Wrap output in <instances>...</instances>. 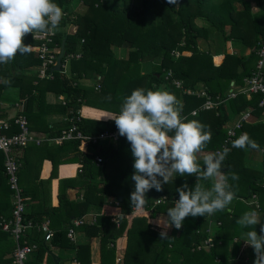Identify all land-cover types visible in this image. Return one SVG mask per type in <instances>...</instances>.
I'll list each match as a JSON object with an SVG mask.
<instances>
[{
    "label": "trees",
    "instance_id": "16d2710c",
    "mask_svg": "<svg viewBox=\"0 0 264 264\" xmlns=\"http://www.w3.org/2000/svg\"><path fill=\"white\" fill-rule=\"evenodd\" d=\"M53 2L61 7L63 18L53 33L51 46L60 51L64 42L61 64H69V75L63 70L51 71L50 80L38 79L29 69L39 67L40 60L36 52L30 51L17 54L7 64H0V77H7L0 84V90L9 83L27 85V89L22 87L21 95L27 98L24 114L30 131L42 130L51 138L58 137L73 124L77 125L84 139L63 141L58 146L63 151L74 152V156L56 160L41 155L35 177L44 159L52 162L51 176H56L60 164L79 163V177L84 185L80 202L69 201L61 193L58 208L47 209L39 198L36 209L24 212V222L30 223V227L23 232L20 243L35 247L25 264H44L46 259L51 261L41 230L46 220L52 234L48 242L73 252L72 259L78 264H90L89 244L74 245L67 239L68 230L74 227L70 220L84 216L92 206L100 209L106 197L116 201V206L105 215L98 216L92 225L85 224L79 228L88 239H100V264H115V240L120 237L125 239V248L119 264H254V251L245 244L246 237L242 236L253 229H241L236 221L244 212L255 210L264 223V108L258 106L261 96L247 98L238 95L216 108L199 110L192 115L205 99L189 95L187 91L204 90L212 98L224 99L231 82L236 87L244 85L243 80L255 69L257 51L264 42V0H178L175 5L168 0ZM253 4L256 12L251 9ZM34 34H28L24 43L37 46L39 42L34 39ZM229 42L231 54L228 53ZM237 44L245 51H251L248 55L241 53L235 47ZM117 48L126 50L125 58L117 56ZM220 52L224 55L223 62L215 66L213 56ZM33 81L37 84L33 85ZM174 82H180V87H176ZM139 88L166 90L175 95L182 105L181 116L199 121L211 133L210 143L198 154L201 166L204 155L222 150L227 128L240 113L248 111L251 114L249 121L243 123L228 143L230 151L222 164L223 172L235 173L239 177L238 180L229 177L228 182L235 193L229 209L209 216V220L206 216H189L181 229H168V239H160L162 229L150 223L149 219L166 214L179 199L176 189L185 184L188 188L194 187L196 177L178 175L163 185V191L150 190L142 207L148 215L133 217L128 226L127 216L135 209L130 206V194L134 191L131 179L134 158L130 143L126 137H121L115 143L86 146V138L117 127L113 120H88L78 114L82 106L118 113L123 98ZM46 91L64 96V102L56 106V110L67 113L70 121L53 128L36 127L44 116L40 104ZM5 99L8 98L0 94V100ZM9 122L12 129L8 135L17 132L13 119ZM244 133L259 145L258 149L232 147V141ZM44 145L46 143L40 147L31 144L23 149V157L17 158L20 164L19 186L25 200L29 197L27 185L23 183L31 167L28 156ZM96 155L103 159L100 166L95 165ZM3 162L4 156L0 151V216L10 217L12 192ZM60 183L64 186L66 182ZM199 183L210 186L207 181ZM62 214H67L68 219L59 223L57 217H62ZM113 219L118 220V226ZM255 231L260 234V224L255 226ZM15 248V241L0 228V264H12Z\"/></svg>",
    "mask_w": 264,
    "mask_h": 264
},
{
    "label": "clouds",
    "instance_id": "9594fccd",
    "mask_svg": "<svg viewBox=\"0 0 264 264\" xmlns=\"http://www.w3.org/2000/svg\"><path fill=\"white\" fill-rule=\"evenodd\" d=\"M177 4L178 0H168ZM63 18V11L53 0H0V64H7L17 54L31 51L24 43L28 34H53ZM182 105L177 97L166 90L135 89L123 98L118 113L104 118L115 122L118 134L130 143L134 158V191L130 194V206L142 208L147 193L155 189L163 191L176 176H195L194 187L187 184L176 191L179 199L168 208L163 220L157 219L160 239H168V229H181L184 220L191 217L211 216L229 209L235 199L229 177L238 180L235 173L222 171L223 161L230 149L225 147L203 156V166L198 154L211 141V133L196 120L181 116ZM237 149H258L259 145L248 134H241L232 141ZM210 182L205 186L199 181ZM241 229H253L245 233V244L255 254L254 264H264V223L255 210L244 212L236 221ZM260 224V234L255 226Z\"/></svg>",
    "mask_w": 264,
    "mask_h": 264
},
{
    "label": "crops",
    "instance_id": "0c3cea01",
    "mask_svg": "<svg viewBox=\"0 0 264 264\" xmlns=\"http://www.w3.org/2000/svg\"><path fill=\"white\" fill-rule=\"evenodd\" d=\"M251 9L253 12L257 11V8L255 6H251ZM34 47L35 46H31V52L32 51L35 52ZM227 47H228V53L231 54L233 51H232L230 42L227 44ZM235 47L241 53L245 52L246 55H248L249 52L251 51V50L245 51L244 48L239 44L235 45ZM118 50L121 52L122 49L118 48ZM117 56L119 58H125L126 50H122L121 55H118L117 53ZM223 59H224L223 52H220L219 55L213 56V59H212L213 65L219 66L223 62ZM68 68H69V64H66L65 70H63V72L66 73L67 75H69ZM29 71L31 72L32 75L35 74L36 77L38 78V72H39L38 66L31 67ZM6 78L0 77V84H3V82L6 81ZM35 84H37V82L33 81V85ZM22 87H23V90L27 89L26 84L23 85L20 82L12 83V84L9 83L7 87H3L0 90V94L5 95V97L8 98V99H5L4 101L0 100V119L9 121V120L14 119L17 115L21 113L25 116L24 111H25V106L27 103V98L26 96L22 97L21 95V92L23 91ZM198 87L199 89H202L201 85H199ZM233 88L237 89L241 87H236L234 86V83H233ZM63 99H64V96L59 93H55L52 91H46V93L44 94V98L42 99V102L40 104V108L42 112L44 113V116L42 117L41 122L39 124H36V127L44 129L45 126L46 127L48 126V128H53L62 123L70 121V118L67 113L64 114L56 110V106L58 107L60 104L64 102ZM36 108L37 106L35 105L33 108L34 112ZM78 114L80 115L81 118L88 119V120L108 121L111 119H107L104 117L110 116L113 113L103 111L100 109H96V108H92L89 106H82ZM11 129L12 127L10 128L9 133ZM30 132L34 138L40 140L39 144H36V143H31V144H34L35 146H39V147L44 143H46V145L41 147L40 150H33L28 156L31 167H30L28 176L24 177V181H23V183L27 185V188H28L27 192L29 194V197L25 200V211H33L34 209H36L37 204L39 202L38 200L39 198H40V201L43 202V204L45 205L47 209L48 208H58L59 194L61 193L62 195H66L69 201L80 202L82 200V194H83L82 185H84L82 179L79 177L81 164L79 163L60 164L56 169V176H51L53 165H52V162L48 160L51 158H54L56 160L57 159H62V160L71 159L74 156V152L63 151L60 148H58V146L61 144L60 141H57L58 137L49 138L47 137V133L43 132L42 130L41 131H30ZM31 144H29L26 147H29ZM15 154H16V157L19 158L20 160L23 157L24 151L23 150L18 151ZM41 155L48 156L46 157L48 159H44L41 162L39 171H38V176L35 177L37 173L36 167L38 165V160ZM25 181H28V182L25 183ZM60 181L66 182L64 186H62ZM30 195H32L31 197L34 196L35 199H31ZM11 203H13L12 194H11ZM116 204H117L116 201H114L110 197H106L104 198V203L100 209H96L94 206H92L90 207V209L84 216L80 218L75 217L70 220L71 222H74L76 220L81 219L83 222L81 225L77 227H73L74 229L73 238L70 239L67 236V239H69L71 243L74 245L81 244V243L89 244L90 255H91L90 264H100V239L99 238L88 239L86 236L83 235V233L81 232L79 228L84 226L85 224L92 225L98 216L105 215V212H107L109 209L114 208ZM147 215H148V211H146L145 209L135 208L134 211L127 216L128 226L133 217L147 216ZM165 215L166 214H159L155 216L154 218L149 219V222L154 224L157 227V224H156L157 219L159 218L163 220ZM0 217L10 218L6 216H0ZM66 219H68L67 214H62V217H57V222L64 223ZM43 224L47 225V220L44 221ZM242 236L246 237L245 234H243ZM10 237L13 239L12 236ZM43 244L47 246L50 255L55 256V259H53L50 256L51 261L49 259H46V261H44V264H78V262L72 259L73 252L69 250H63L61 249L60 246H53L49 242H43ZM124 248H125V239L123 237H120L117 240H115V249L117 253L115 264H119V259L121 257V254Z\"/></svg>",
    "mask_w": 264,
    "mask_h": 264
},
{
    "label": "built area",
    "instance_id": "2783aa9c",
    "mask_svg": "<svg viewBox=\"0 0 264 264\" xmlns=\"http://www.w3.org/2000/svg\"><path fill=\"white\" fill-rule=\"evenodd\" d=\"M33 37L39 42V44L34 47V51L40 60L38 78L50 79L52 77L50 72L53 71V67L56 65L60 51L55 50L51 46V44H53V34L43 35L40 33H35ZM257 56L258 60L255 65V69L252 71L249 77L243 80L244 85L237 89L233 88V86H230L231 89L229 90L226 98H212L206 94L204 90L199 92L187 91V94L189 95H194L196 97H202L205 99L200 108L198 110H194L191 114L195 115L199 110L207 111L216 108L224 101L234 99L238 95H244L247 98H250L252 95H260L261 99L258 103V106L264 108V42L259 46ZM76 58H79V56H76ZM65 67L66 65H61V70H65ZM174 85L179 88L180 82H174ZM250 116L251 114L248 111L241 112L237 119L231 123V125H229L226 132L227 138L222 149L225 147L229 148L227 146L228 143L231 142V140L235 137L236 131L242 127L243 123L249 121ZM13 124L17 128V132L8 135L7 132L10 130L11 124L7 120L0 119V151L4 156V174L7 178V184L12 192L13 197V209L11 216L10 218L0 217V228L3 232L12 236L16 243V248L12 255V264H25L27 256L35 247H29L28 245L20 243L21 236L23 232L30 227V223H25L23 218V214L25 212V199L22 196L19 186L18 172L20 169V164L15 153L23 150L31 143L39 144L40 140L32 136L29 130L28 121L22 113L13 119ZM119 138H121V136L118 134V129L113 131H104L97 135L86 138V146L89 144L99 145L102 143H115ZM83 139V134L78 130L77 125L73 124L69 129L63 130L61 132L57 138V141L63 142ZM94 161L96 166H100L103 162V159L99 155H96ZM206 219L209 220L210 217L207 216ZM113 222L116 226L119 225L117 219H113ZM73 223V226L77 227L83 222L81 219H79ZM41 230L44 234V242L50 241L52 234L45 224L41 225ZM73 232V228L68 230V238H73ZM208 242L210 241L208 240Z\"/></svg>",
    "mask_w": 264,
    "mask_h": 264
},
{
    "label": "water",
    "instance_id": "95a60500",
    "mask_svg": "<svg viewBox=\"0 0 264 264\" xmlns=\"http://www.w3.org/2000/svg\"><path fill=\"white\" fill-rule=\"evenodd\" d=\"M63 53H64V42L61 45L60 53L58 55L56 65L53 67V71H57V72H60L61 71V65H62L61 64V60H62V57H63ZM231 86H233V83H231ZM51 257L53 259H55V256L54 255H51Z\"/></svg>",
    "mask_w": 264,
    "mask_h": 264
},
{
    "label": "rangeland",
    "instance_id": "374dc122",
    "mask_svg": "<svg viewBox=\"0 0 264 264\" xmlns=\"http://www.w3.org/2000/svg\"><path fill=\"white\" fill-rule=\"evenodd\" d=\"M252 6H254V5H252ZM120 49V48H119ZM115 52L116 53H118V55H121V53H122V50H121V52L118 50V48L117 49H115Z\"/></svg>",
    "mask_w": 264,
    "mask_h": 264
}]
</instances>
